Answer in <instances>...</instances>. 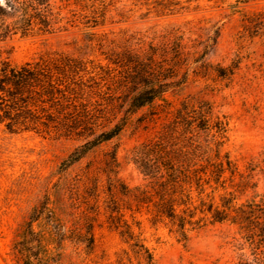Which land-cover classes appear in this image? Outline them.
Returning a JSON list of instances; mask_svg holds the SVG:
<instances>
[{
	"label": "trees",
	"instance_id": "16d2710c",
	"mask_svg": "<svg viewBox=\"0 0 264 264\" xmlns=\"http://www.w3.org/2000/svg\"><path fill=\"white\" fill-rule=\"evenodd\" d=\"M194 1L146 0L142 5L160 16L196 11ZM114 4L3 0L0 42L80 24L96 29L105 25ZM195 26L194 39L186 36L189 28L181 27L152 37L125 34L119 40L92 31L90 41L101 58L97 60L66 54L22 64L0 60V127L10 134L35 133L78 143L61 163L62 176L32 207L13 240L10 255L16 264H61L66 244L81 247L86 256L93 254L100 206L104 223L123 243L109 264H158L144 235L143 215L151 226H163L185 241L191 232L228 222L237 226L248 250L235 264H264V194L256 202V166L247 162L242 170L222 151L229 124L212 104L188 97L177 106L168 98L188 82L230 80L239 67L238 61L224 67L208 60L220 26L201 21ZM145 107L151 109L146 121L166 123L156 139L133 149L131 160L145 182L130 187L118 176L116 147L101 156L93 153L117 138L130 117ZM75 166L79 172L73 178H62ZM249 190L254 192L251 199L239 203V196ZM65 193L67 209L61 203Z\"/></svg>",
	"mask_w": 264,
	"mask_h": 264
},
{
	"label": "rangeland",
	"instance_id": "374dc122",
	"mask_svg": "<svg viewBox=\"0 0 264 264\" xmlns=\"http://www.w3.org/2000/svg\"><path fill=\"white\" fill-rule=\"evenodd\" d=\"M145 1L114 0L105 25L96 29L80 24L51 34L14 36L0 42V60L22 64L51 54L97 60L101 58L95 42L90 41L92 31L119 40L125 34L141 33L152 37L165 29L181 27L189 28L191 33L186 36L194 39L198 35L195 25L199 21L216 23L221 28L220 37L208 60L224 67L238 61L235 74L230 80L210 78L188 82L168 98L177 106L188 97L207 101L216 114L226 118L228 140L222 151L228 152L242 170L247 162L256 166L254 181L258 183L256 202H259L264 194V0H196L193 2L199 6L196 11L160 16L154 11L148 12L142 5ZM186 22L191 24L186 25ZM150 110L145 107L132 115L117 138L93 153L101 156L116 147L120 164L118 176L130 187L145 182L131 160L133 149L156 139L162 124L166 123L161 119L146 121L150 118ZM144 118L145 121H141ZM77 145L74 140L35 133L10 134L0 127V264H16L10 255L13 240L32 207L62 176L59 174L61 163ZM78 172L79 167L75 166L62 178H73ZM252 195L254 192L249 190L239 196L238 202L251 199ZM67 197V193L61 197L66 209ZM139 218L143 220L144 235L158 264H235L242 253L248 252L237 226L228 222L210 224L191 232L185 241L163 226H151L145 215ZM104 219L100 206L93 254L86 256L81 247L66 244L61 264H109L114 261L115 252L123 243Z\"/></svg>",
	"mask_w": 264,
	"mask_h": 264
},
{
	"label": "clouds",
	"instance_id": "9594fccd",
	"mask_svg": "<svg viewBox=\"0 0 264 264\" xmlns=\"http://www.w3.org/2000/svg\"><path fill=\"white\" fill-rule=\"evenodd\" d=\"M0 3H3V0H0Z\"/></svg>",
	"mask_w": 264,
	"mask_h": 264
}]
</instances>
